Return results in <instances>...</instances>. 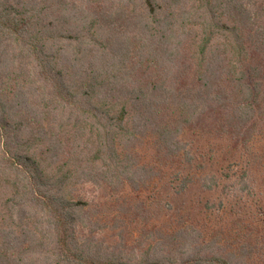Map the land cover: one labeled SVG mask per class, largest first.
Returning <instances> with one entry per match:
<instances>
[{"label": "trees", "instance_id": "obj_1", "mask_svg": "<svg viewBox=\"0 0 264 264\" xmlns=\"http://www.w3.org/2000/svg\"><path fill=\"white\" fill-rule=\"evenodd\" d=\"M261 137L264 0H0V264H264V205H178L253 194Z\"/></svg>", "mask_w": 264, "mask_h": 264}, {"label": "rangeland", "instance_id": "obj_2", "mask_svg": "<svg viewBox=\"0 0 264 264\" xmlns=\"http://www.w3.org/2000/svg\"><path fill=\"white\" fill-rule=\"evenodd\" d=\"M218 41H220V40L216 39L214 44L217 43ZM202 126H204V125L202 124ZM204 128H205L204 130L207 131L208 127L206 126ZM186 129L187 130H185V133H183L182 136L180 137V141H181L180 143L185 145L186 149H188L189 151L193 152L194 155H195V151L198 150L197 151V154H198V152L200 151L199 148L203 147L202 146L203 143L198 141L199 135H197V133H198V131L200 129L195 128V129H197L196 132H194L192 130V129H194V127L186 128ZM261 138H262V140H264V137H261ZM143 143L145 144L144 147H146V148H144V147L143 148L142 147L138 148V150H140V152H142V154H143V157H144V159H143L144 161L143 162H149L150 164H154L155 161H156L157 156L159 155L157 150H155V148H153L154 145H150L149 144V143H151V140H149V138H145ZM256 146L258 147L259 145H256ZM120 148H123V146L120 145ZM194 155L192 157H194ZM198 155L200 156V154H198ZM221 157H222V154H221ZM182 159H184V156L181 157V160ZM151 160H154V161H151ZM156 163L157 164H161V163H163V161L162 162H156ZM180 166H182L180 163H173L172 164V167H175V168H178ZM218 166H220V165H218ZM228 166L229 165H226V167H228ZM214 168L218 169V167H214ZM236 169H237V166H236V168H234V170L236 171ZM238 170L239 171L241 170L240 167L238 168ZM239 171H237V172H239ZM162 173H164V172H162ZM219 173L220 172L218 171V174ZM251 173L252 174L250 175V177H248V179L250 181L249 183L251 184V181L254 180L256 187H255V189L252 192L253 194L248 196V198L241 197L239 195V194H241V192L240 191H239V193L237 192L239 187L241 188L242 185L240 184V181H238L239 177L234 175L231 179H229V178L225 179V178L222 177V179H221L222 180L221 181V184H222L221 188L220 189H216V190H214L211 193L203 191L200 188V186H195L194 188H192V191L189 194H184V195L181 196V198H179L178 205L183 203L184 206L187 205V207H189L191 205V203H193L191 201H195L197 203V205H196L197 209H199L201 203L207 201L208 199H209V203L208 204L210 206H212V202H214L216 204L217 203L219 204V200L220 199H225L226 198L225 202H227L229 199L232 198L233 202L232 201L228 202V203L231 202V205H233L232 203H235V202L238 203V201H239V203L243 205V208H245V207L248 206V205H246V202H247V204L249 202V205L257 204V206L254 207V208H258V207H260V205H258V204L264 205V159L254 163L253 171ZM229 174L233 175L234 173L233 172H231V173L229 172ZM199 176H200V174H199ZM166 179L167 178H164V179H160V181H158L159 183L157 184V190L160 189L161 186H163V184H165L169 189L172 186L177 191V188H179L180 184L177 185V183H169L171 185L170 186L169 184H167V182H166L167 180ZM156 180H157V178H156ZM163 182H166V183H163ZM151 185L153 187V185H156V182L155 183L152 182ZM152 187L150 188V190H149V188L148 189L147 188L144 189L142 191L143 194L145 196L146 195H150V196L152 195L153 196L155 192H154V190H152L153 189ZM78 188H79V190H78L77 193H79L81 196H84L85 199H88L89 201H93V200L99 199V196L102 197L103 194H107L108 193L106 189L99 190L95 185H92V184H80L78 186ZM242 188H243V192H246L245 188L244 187H242ZM160 191H161V193H163V191L161 189H160ZM165 191H166V193L165 194L163 193L160 196H158L159 197L158 199H161V200H168L169 199L168 190L166 189ZM0 192H1L0 193L1 197H4L5 195L8 194V193L6 194L5 191H3V190H0ZM171 192L173 193L174 191H171ZM175 196L176 195H174V199L173 200H176ZM152 204H150V207H149V210H151V212L148 211V213H151L152 215H154V214L158 215V217H157V220H158L157 222L158 223L157 222L156 223H157V225L160 226V224H162V221L164 219L168 220V215L166 216L164 211H154V207L152 206ZM159 206H160V209H161V207L164 206L163 202H161V205H159ZM218 206L219 205H217L216 207H218ZM221 207L222 206H220V208ZM254 208H253V211H254ZM155 209L158 210V207L155 208ZM153 211H154V213H153Z\"/></svg>", "mask_w": 264, "mask_h": 264}]
</instances>
